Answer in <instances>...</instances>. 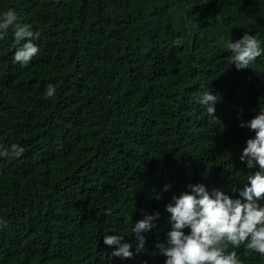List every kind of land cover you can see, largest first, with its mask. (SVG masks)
<instances>
[{"label": "trees", "instance_id": "obj_1", "mask_svg": "<svg viewBox=\"0 0 264 264\" xmlns=\"http://www.w3.org/2000/svg\"><path fill=\"white\" fill-rule=\"evenodd\" d=\"M9 9L40 33V51L22 66L12 28L0 42V190L20 204L0 198V264H165L156 244L172 229L173 194L200 180L239 198L231 187L259 170L240 160L255 136L240 123L264 107V54L237 70L228 45L248 32L264 49V0H0V19ZM50 31L90 47L54 81ZM205 92L221 97L219 124L199 102ZM157 212L137 252L132 228ZM119 234L131 258L104 243Z\"/></svg>", "mask_w": 264, "mask_h": 264}, {"label": "clouds", "instance_id": "obj_2", "mask_svg": "<svg viewBox=\"0 0 264 264\" xmlns=\"http://www.w3.org/2000/svg\"><path fill=\"white\" fill-rule=\"evenodd\" d=\"M17 19V14L12 9L3 13L0 19V42L9 28H12L15 41L14 62L27 66L40 51L34 43L39 39L40 33L34 32L30 24L17 23ZM49 33L51 37L45 39L57 44L53 62V66L57 68L53 75L54 81L70 71L69 64L79 59L84 52L82 47L89 50L90 47L71 37V32ZM65 40H70L74 46H66ZM228 49L232 53L230 62L235 64L237 70L250 68L264 54L260 41L248 32L241 39L229 43ZM55 91L53 85H47L46 97H53ZM67 92L70 94L67 103H73L76 96L73 95L72 87ZM220 100L221 97L213 92H205L200 98L199 102L206 106L209 123L221 122L216 115V105ZM129 123L136 125L141 133L146 130L144 123ZM240 127L255 133L254 137L247 140L240 160L245 162L247 169H254L258 165L259 170L247 177L243 187H231V193L238 192L239 198L225 190L208 188L200 180L198 184L186 185L180 194H173L172 201L166 205V211L171 214L172 229L167 233L166 240L156 244V248L166 258L165 264H242L237 252L233 250L241 245L264 256V206L259 203L264 199V107L250 120L244 121L241 118ZM11 152L19 157L24 149L13 144ZM0 154L8 156L9 151L6 149ZM171 187L170 184L165 185L164 191ZM0 198L9 201L7 189L0 190ZM11 204L20 207L18 200ZM158 217L157 212L134 224L132 233L137 240V252L144 248L146 237L143 233L155 227ZM104 243L117 246L111 253L113 257L131 258L134 255L132 244L125 241L123 234L105 235Z\"/></svg>", "mask_w": 264, "mask_h": 264}, {"label": "rangeland", "instance_id": "obj_3", "mask_svg": "<svg viewBox=\"0 0 264 264\" xmlns=\"http://www.w3.org/2000/svg\"><path fill=\"white\" fill-rule=\"evenodd\" d=\"M198 183H199L198 180L197 181H190V182L187 181V185H189V184H198Z\"/></svg>", "mask_w": 264, "mask_h": 264}]
</instances>
